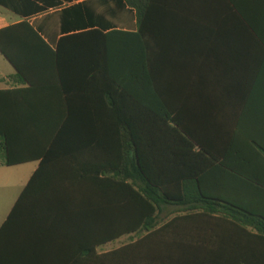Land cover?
Returning <instances> with one entry per match:
<instances>
[{
  "label": "trees",
  "instance_id": "16d2710c",
  "mask_svg": "<svg viewBox=\"0 0 264 264\" xmlns=\"http://www.w3.org/2000/svg\"><path fill=\"white\" fill-rule=\"evenodd\" d=\"M124 1L136 30L64 25L52 48L26 19L59 0H0L25 18L0 29L16 71L0 159L39 163L0 226V264H264V148L231 54L264 43V0H212L203 25L182 0ZM64 17L81 26V6Z\"/></svg>",
  "mask_w": 264,
  "mask_h": 264
},
{
  "label": "crops",
  "instance_id": "0c3cea01",
  "mask_svg": "<svg viewBox=\"0 0 264 264\" xmlns=\"http://www.w3.org/2000/svg\"><path fill=\"white\" fill-rule=\"evenodd\" d=\"M59 1L61 2L60 7L49 8L46 12L30 16L26 19L29 24L41 35L44 41L52 48L56 46L59 37L64 32L62 29L64 25L68 27L66 31L99 27L102 24H105V27L108 28L136 30L135 11L134 9L128 7L124 0ZM77 5L81 6L83 22L80 23L82 24L81 26L74 25L70 27V24H74V22L72 21L70 23L65 19L64 9ZM210 8L215 9L214 16H216V21H218L220 14L218 11L219 8L222 9V5L217 1L182 0V2H179L178 4V10L176 12H180L178 14L185 18L186 23L203 25L208 22L209 17L212 15L210 14ZM23 20H25V18H22L20 15L12 12L0 4V29ZM231 54L234 57L232 63L235 67L234 76L238 81V86L243 89L247 88L246 103L248 107V135L251 140L256 141V143L264 148V43H262L258 37L251 36L248 40L247 47H237L232 50ZM15 72L14 67L0 53V90L9 89L13 86L9 78L15 74ZM242 101L245 104L244 99L240 100V104H242ZM254 148L256 151L263 153L264 156L263 150H261L258 146H254ZM1 163H3V161ZM251 163H264V160L259 155H255ZM26 164H33V166L24 176L20 191L16 194L15 198H13L11 204L7 205L5 208L0 206V226L7 217L22 189L28 183L30 177L38 167L39 163L37 161H33L7 166L17 167ZM7 184L8 183L5 184L4 188H8ZM175 209V207L167 206L163 210L162 214L165 211H168L170 217ZM123 237H127V235L122 236L115 241L121 240ZM112 242L97 248V251L99 253L107 252L123 245L121 244L114 247H107Z\"/></svg>",
  "mask_w": 264,
  "mask_h": 264
},
{
  "label": "rangeland",
  "instance_id": "374dc122",
  "mask_svg": "<svg viewBox=\"0 0 264 264\" xmlns=\"http://www.w3.org/2000/svg\"><path fill=\"white\" fill-rule=\"evenodd\" d=\"M0 160V206L5 208L11 204L13 198L20 191L24 176L30 171L33 164H26L17 167H7ZM8 183V188H4L5 184ZM161 221L169 218V212L165 211L161 216ZM134 237H123L121 240L114 241L107 247H114L117 245L125 244ZM106 249V248H105Z\"/></svg>",
  "mask_w": 264,
  "mask_h": 264
}]
</instances>
